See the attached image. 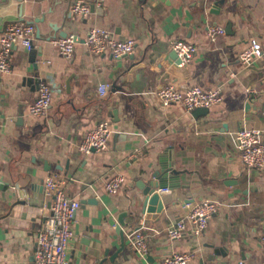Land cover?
Here are the masks:
<instances>
[{"label": "crops", "instance_id": "crops-1", "mask_svg": "<svg viewBox=\"0 0 264 264\" xmlns=\"http://www.w3.org/2000/svg\"><path fill=\"white\" fill-rule=\"evenodd\" d=\"M75 1L0 2V34L13 20L36 29L31 46H13V69L0 75V264H34L50 211L49 171L65 176L67 191L81 201L69 264H160L176 249L194 252L186 264H264V171L243 162L232 135L247 126L264 134V58L245 65L239 58L250 38L264 44V0H87L86 17L71 14ZM208 24L226 33L211 40ZM92 26L134 38V53L94 55L85 44ZM64 31L77 38L70 59L52 41ZM174 37L198 44L189 63L171 56ZM42 80L55 88L38 117L29 106ZM101 82L111 84L104 95ZM172 83L220 87L223 100L191 111L179 102L164 106L154 90ZM95 118L110 120L111 140L86 154L79 144ZM118 174L126 180L113 194L106 182ZM161 179L170 193L161 195V212L147 216L143 187ZM202 198L219 202L206 231L171 240L166 228ZM122 211L124 239L117 231ZM139 225L145 255L130 239Z\"/></svg>", "mask_w": 264, "mask_h": 264}, {"label": "built area", "instance_id": "built-area-1", "mask_svg": "<svg viewBox=\"0 0 264 264\" xmlns=\"http://www.w3.org/2000/svg\"><path fill=\"white\" fill-rule=\"evenodd\" d=\"M3 0H0L2 2ZM71 14L86 17L91 12L90 2L77 0L70 6ZM34 24L25 20H13L6 22L0 34V75L10 73L13 69L10 57L13 46L20 42L27 46L32 45L35 35ZM226 33L225 27L208 24L206 36L216 40ZM53 43L58 47L59 53L66 58H72L76 49L77 38L75 35L55 37ZM85 44L94 54L109 52L114 57L126 56L134 53L136 41L131 37H118L112 30L92 26L85 37ZM171 47L176 51L179 62L187 64L198 52L199 46L191 40L174 37L170 40ZM243 64H251L258 58H264V44L256 38H250L248 45L239 55ZM111 87L108 82H101L98 92L106 94ZM54 85L49 81L40 82L38 95L29 106L31 114L42 117L51 105ZM156 98L162 105H170L179 102L188 111L198 108L209 109L211 106L223 100L220 87L205 88L194 84L183 89L175 83L166 84L154 90ZM79 144L83 153H91L107 148L112 134L110 120L95 118ZM233 135L235 146L243 162L247 166L258 167L264 171V134L257 127H241ZM126 180L125 175L118 174L109 178L106 189L110 193H117ZM3 181L0 168V183ZM166 189V188H163ZM44 193L51 197L50 211L46 216L43 226L38 231L37 245L35 248L34 264H69L68 246L74 236L73 223L76 211L81 206L80 199L73 197L66 189V178L56 171H49L45 175ZM215 198H202L193 203H188V211L178 216L174 223L169 225L167 235L171 240L180 239L186 234L193 239L201 236L208 226L209 220L218 207ZM139 225L130 233V239L135 249L142 255L147 254L146 235ZM264 247V234L262 235ZM194 256L193 251L174 250L162 257L160 264H186ZM242 262L240 261V264Z\"/></svg>", "mask_w": 264, "mask_h": 264}, {"label": "water", "instance_id": "water-1", "mask_svg": "<svg viewBox=\"0 0 264 264\" xmlns=\"http://www.w3.org/2000/svg\"><path fill=\"white\" fill-rule=\"evenodd\" d=\"M227 31H231V24L228 23L227 25ZM68 32L64 31L63 32V36H66ZM173 58L176 59V62H179V58L178 55L176 53V51H173L172 55ZM250 103H247V106H249ZM198 109H203V108H198ZM20 116H22V112L20 113ZM167 171H171L172 169V165L170 164V166H165L164 168ZM158 177V172L156 171L155 174ZM162 177V176H160ZM157 188H159L157 190ZM166 188V189H163ZM170 188H168L166 180L165 179H161L160 181H151L148 184L144 185L143 187V193H144V199L142 202V209L143 212L147 215L150 216V213L153 215V217H156L155 215H157V212H161V210L164 207L163 201L161 199V195L162 194H167L170 193ZM128 214L127 211H122V213L120 214L119 217V223L117 226V231L119 233H121L122 239H124L125 237V231L123 230V227L126 226L128 223V221L125 219V216Z\"/></svg>", "mask_w": 264, "mask_h": 264}]
</instances>
